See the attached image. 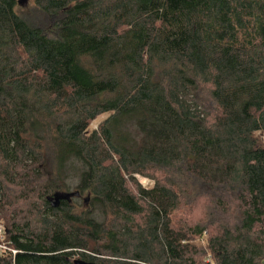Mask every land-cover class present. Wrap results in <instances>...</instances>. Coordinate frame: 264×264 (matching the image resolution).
Instances as JSON below:
<instances>
[{"label":"trees","instance_id":"trees-1","mask_svg":"<svg viewBox=\"0 0 264 264\" xmlns=\"http://www.w3.org/2000/svg\"><path fill=\"white\" fill-rule=\"evenodd\" d=\"M31 1L0 0V264H264V0Z\"/></svg>","mask_w":264,"mask_h":264},{"label":"rangeland","instance_id":"rangeland-1","mask_svg":"<svg viewBox=\"0 0 264 264\" xmlns=\"http://www.w3.org/2000/svg\"><path fill=\"white\" fill-rule=\"evenodd\" d=\"M19 11L22 12V13H34L35 10L33 8V2L31 0H27V5L26 6H19ZM108 115H103V116H100L97 120H95L93 123H92V128H97L98 125L107 117ZM137 180L140 182V184H142L143 186L145 187H149V186H153L154 182L153 180L149 179V178H145L141 175H138L137 176ZM78 180L77 179H74L73 182H71V188L70 190L71 191H76V184H77ZM83 197L84 199L88 198V195L86 193L83 194ZM84 199H80V201L86 206H89V202L87 203H84ZM201 243L203 244L204 241L202 240Z\"/></svg>","mask_w":264,"mask_h":264},{"label":"water","instance_id":"water-1","mask_svg":"<svg viewBox=\"0 0 264 264\" xmlns=\"http://www.w3.org/2000/svg\"><path fill=\"white\" fill-rule=\"evenodd\" d=\"M19 5L26 6L27 0H19ZM78 196H80L79 191L68 192V191L59 190V191H56L52 196H49L48 200L50 201L51 205L56 208V207H59L63 201L72 202L73 198L78 197ZM89 198L90 196H88L87 199ZM73 262L74 264H103V263L86 261L81 258H75Z\"/></svg>","mask_w":264,"mask_h":264},{"label":"built area","instance_id":"built-area-1","mask_svg":"<svg viewBox=\"0 0 264 264\" xmlns=\"http://www.w3.org/2000/svg\"><path fill=\"white\" fill-rule=\"evenodd\" d=\"M0 252L12 255L17 253V250L12 245V242L8 239L7 228L3 221H0ZM207 262L213 264L210 259H208Z\"/></svg>","mask_w":264,"mask_h":264},{"label":"flooded vegetation","instance_id":"flooded-vegetation-1","mask_svg":"<svg viewBox=\"0 0 264 264\" xmlns=\"http://www.w3.org/2000/svg\"><path fill=\"white\" fill-rule=\"evenodd\" d=\"M77 198L84 199L83 194L81 193L80 196H78ZM87 202H89L88 199L87 198L84 199V203H87Z\"/></svg>","mask_w":264,"mask_h":264}]
</instances>
